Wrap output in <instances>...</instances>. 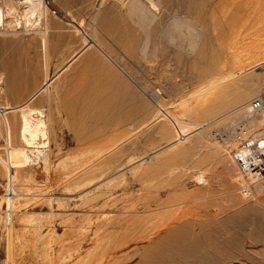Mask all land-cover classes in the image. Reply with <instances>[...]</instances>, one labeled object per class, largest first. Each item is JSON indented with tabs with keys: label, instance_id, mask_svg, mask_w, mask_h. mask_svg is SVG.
Here are the masks:
<instances>
[{
	"label": "rangeland",
	"instance_id": "1",
	"mask_svg": "<svg viewBox=\"0 0 264 264\" xmlns=\"http://www.w3.org/2000/svg\"><path fill=\"white\" fill-rule=\"evenodd\" d=\"M15 1L21 14L26 0ZM45 1L48 62L33 29L0 33V107L23 104L85 39L93 46L50 88L49 168L25 162L19 113L8 115L10 142L0 110V264H76L99 236L111 246L90 264H264V193L254 177L238 176L225 145L248 117L228 113L264 90V66L245 56L264 42V0H159L148 30L133 25L122 0ZM175 15L204 33L193 53L169 41ZM240 63L238 79L186 111ZM188 209L198 210L195 233L181 218ZM187 245L192 258L171 254Z\"/></svg>",
	"mask_w": 264,
	"mask_h": 264
},
{
	"label": "bare ground",
	"instance_id": "2",
	"mask_svg": "<svg viewBox=\"0 0 264 264\" xmlns=\"http://www.w3.org/2000/svg\"><path fill=\"white\" fill-rule=\"evenodd\" d=\"M100 1H101V5L100 4L99 5L101 7L102 5H104V3L106 1H112V0H100ZM25 3H26V5L22 6L23 7V11L20 14L19 11H18L19 10L18 2H16L15 0H0V33H2L5 30V28H7V27H11V28L14 27V28H17V29L18 28H20V29L24 28L26 30L33 29L34 30L33 34L35 32L34 35H38L40 37V39H41V47H42V49L44 51V55L43 56H45L44 60H45V62H48V60L50 59V56H51L50 48H49V44H48L49 43L48 42L49 39H48V36H47V30H46L48 28V24L46 23V24L43 25L42 24V20L47 17V14L49 13V9H48L49 6L48 7L46 6V1L45 0H26ZM118 3H120V2H118ZM121 3H122V5H121ZM121 3H120L121 7L124 6L123 8H127L126 11L128 12V14H126V15H128V19L130 18V21H132L134 23V24L132 23L133 25L140 27V30L141 29H147L148 30V28L151 25H153L154 20L157 19L156 16L159 15V14H156L157 13L156 12L157 8H158V6L160 4L159 0H122ZM112 6H114V5H112ZM254 6H255V4H254ZM255 7H258V6H255ZM254 9L255 8L253 7L252 10L255 11ZM96 12H97V15H98V13L100 11H98V9H97ZM188 21H190V20H185V19H182V18H178L175 15L174 19H172V22L169 23L170 27L172 28V32L170 31L171 33L170 34L168 33V37H169L170 43H172V44L179 43V44H181L180 47H182V49H185L184 43H186L187 46H188L187 47L188 51L190 53H193L196 50L197 46H198V41L200 43V40L204 36V33L201 30L200 26L197 27V25H196L194 27V26H192L194 24H190V22H188ZM42 25L44 26V28H42ZM251 26L257 28V26L254 25V23ZM171 28H170V30H171ZM28 32H31V30L28 31ZM174 32H176L177 34L174 33ZM91 39H90V41H91ZM217 40L220 42V44L223 43L222 40L220 39V37H218ZM90 41H89V43H87L88 41L85 39L83 41L84 42V44H83L84 47L81 48L80 51H78L75 55H73V57L66 64L64 63L65 65L63 64L64 66L63 67L61 66V68H59V70H57V72L55 71L56 73H54V76L52 75L53 76L52 78H48V77L45 78V81H44L43 85L36 92L31 94L30 97H28V99L23 104L15 106V107H7V106L6 107H0V110L3 109V113H4V117L3 118H5V121H3V122H4L5 126H6V128H8V134H9L10 142H11V139H12V137H11L12 136L11 135L12 134L11 133L12 129L11 128H12L13 125H11L10 120L8 119V115H9V113H14V112L19 113V116H20V120H18L19 124L17 125L18 122L16 123V126L18 128L16 126L15 127H16V129H18V133L17 134H18V137H19L18 138L19 141L21 143H23L22 144L23 146H25V154L23 155V159L31 167H34L36 164H40V163H36V160H39L40 162H42L45 169L50 167V163H51L50 159L51 158H50V153H49L48 149L46 148L47 147L46 144L48 143L46 140L49 137L48 136V134H49V124L51 122V117H50L51 115L50 114L52 112V104H54L55 100L53 99V96H52L53 94L51 95L49 93V91H50V88L53 85V83L57 79H59V77L71 67V65L80 57V55L87 48L89 49V47L93 46V44H92L93 41H92V43ZM144 44H146V43H144ZM95 46H98V45H95ZM145 46H146V48H148V44L145 45ZM254 48H255V51H253V52H249L248 51V53L245 55V56L248 57L247 60H250V57H251V59L252 58L256 59L255 62L252 63V66H254V67L264 66V42L263 41L262 42L259 41L256 44V47H254ZM145 50L146 49H143V53H144ZM141 52H142V50H141ZM144 54H145L144 56L147 55V50H146V52ZM254 57H256V58H254ZM45 62H44V65H45ZM244 72H245V66H244V64L240 63V67L238 66L235 69H233V74L232 75L230 74L231 76L223 78V79L220 78L222 80H220V79L218 81L216 80L215 83L213 81L212 83H214V84H212V85L210 84L211 86L209 85V87L206 88L205 90L201 89V91L198 92L195 95V96L198 97V99L195 100L194 102H189V103L186 104V111L187 112H192V111L194 112V110L202 109L204 104H205V100H203L202 96L204 95V93L207 90H210L211 88L215 87L216 85L221 84L223 81H227V80H230V79L234 80L235 77H237L238 74H242ZM237 79H238V77H237ZM237 79H236V81H237ZM261 92L259 93V95L261 94ZM43 94H45V98L38 100L39 97H41V95H43ZM259 95H257L256 97H258ZM200 96H201V98H199ZM38 101H39V103L45 101V103H46L45 106L43 108L42 107L41 108L35 107L36 102L38 103ZM251 101L249 102V104H242L241 106H238L235 110L231 111L228 114L231 115V114H233L232 112L242 111V113L244 115L248 116V117H246V119H241L242 117L238 118V119H240V122H243V123L246 124V126L242 128V135L246 136V137L247 136H253L255 138H259V136H262L264 134V111H256V110H254L252 105H251ZM183 104H185V102ZM182 111H185V110L182 109ZM193 114H195V113H193ZM228 114L226 113V115H228ZM243 114H242V116H243ZM183 116L184 115L181 116L182 119L185 117V116L184 117ZM189 116H190V114H189ZM224 116L220 117L217 120H223V119L228 117V116L227 117H224ZM14 121H17V120H14ZM215 122L216 121L207 122V123L203 124V129L202 130H204L205 127L210 126L212 123H215ZM14 125H15V123H14ZM251 125L255 129L254 128L252 129ZM255 126L258 127L259 129L256 128ZM15 127H14V129H15ZM254 130H258V131H254ZM0 132H1V130H0ZM229 142L230 141L226 140L225 145L227 146V143H229ZM226 150H228L227 147H226ZM229 157H230V155H229ZM230 160L232 161L233 165L236 167V164L234 163L233 159L230 158ZM236 169H237V167H236ZM237 171H238V169H237ZM238 176L241 179H246V178L242 177L239 174V172H238ZM250 178H253V177H250ZM254 178L256 179V187H257V189L261 193H264V183H263L264 180H258L256 177H254ZM249 179H247V180H249ZM32 180H33V177H32ZM24 183H28V182H24ZM18 189L20 190L21 188H18ZM13 207H14V205H13ZM195 211L198 212V210H195V209H188L186 211H183L182 212L183 216L181 217V218L185 219V223L184 224L191 225L192 229L190 231L192 233L196 232V226H197L196 225L197 221L195 222L192 219V216H194ZM180 214H181V212H180ZM179 217L180 216H178V218ZM35 220L36 219H34L33 216H24L22 221H21V223L24 224V225H29V224L32 225L33 221H35ZM209 223H210V221H209ZM206 227H209V225H207ZM204 229H202V230H204ZM24 230H25V228H24ZM25 232H26V230H25ZM25 232H23V234L20 237L21 241H23V237H24V233ZM98 233H97V235H98ZM197 237H198V235H197ZM114 245H115V243H114ZM110 246H111L110 240H106L105 236H99L96 239V241H95V249H94V251L91 252L90 254H88L86 258H84L82 260H79L76 264H90V262L92 260H96V259L102 257L103 251H101V250L103 248L107 249ZM123 246L124 245H122V247ZM179 247L181 249V246H179ZM189 247H190V245H187L186 246V250H183V251H180L178 248H176V249L173 248L172 250L174 252L171 253V254H174V255H177V256H180V255H183V254L191 256V255H193V251L189 252ZM190 250H191V248H190ZM192 250H193V248H192ZM170 252H172V251H170ZM74 253H76V252H74ZM176 257H174V258H176ZM166 258H168V257H166ZM191 258H192V256H191ZM186 259H187V257H186ZM195 260H196V258H195ZM12 261H13V259L11 257H9L7 260L4 261L3 264H11ZM99 263H101V262L99 261Z\"/></svg>",
	"mask_w": 264,
	"mask_h": 264
},
{
	"label": "built area",
	"instance_id": "3",
	"mask_svg": "<svg viewBox=\"0 0 264 264\" xmlns=\"http://www.w3.org/2000/svg\"><path fill=\"white\" fill-rule=\"evenodd\" d=\"M251 105L256 111H264V90L258 97L252 99ZM245 126V123L240 122L230 132L226 139L230 141L227 143L228 154L242 177L264 180V134L259 138L243 136L242 128ZM1 255L0 244V258Z\"/></svg>",
	"mask_w": 264,
	"mask_h": 264
}]
</instances>
